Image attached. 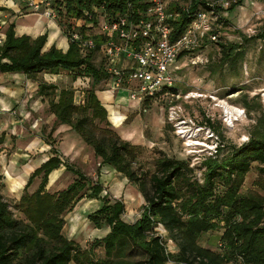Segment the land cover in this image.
I'll return each instance as SVG.
<instances>
[{"label":"trees","instance_id":"16d2710c","mask_svg":"<svg viewBox=\"0 0 264 264\" xmlns=\"http://www.w3.org/2000/svg\"><path fill=\"white\" fill-rule=\"evenodd\" d=\"M102 1L66 0L64 20L57 21L58 25L66 23L68 17H81L83 8H90L92 2ZM137 1L105 0L104 6L113 15L122 12L128 2L137 5ZM243 1L231 0L227 11H232ZM196 8L197 5L192 4L188 12L176 3L171 4V9L179 12L173 21V40L185 32L191 20L189 14ZM6 10V7L0 6V11ZM219 21L223 24L228 22L225 17ZM14 28V21H11L5 29V39L0 45V72L22 73L26 78L35 79L41 72L58 74L64 70L75 78H91L92 87L87 90L82 105L75 104L74 90L69 88L60 89L56 100L50 99L49 111L55 116L54 123L69 125L93 148L95 156L101 159L100 165L113 167L137 185L144 204L134 222L123 220V200L110 201L107 194L100 196L103 187L99 180L92 181L72 163L63 160L52 141H45L50 146L51 155L31 172L24 193L15 205L23 219L12 215L8 203L0 195V264H236L237 261L239 264H264V223L260 225L264 204L255 196L240 193L244 177L253 162L259 164L258 170L264 174L263 110L247 141L233 146L230 153L220 160L208 157L202 162L205 169L201 183L188 174L191 171L189 162L165 156L157 159V171L151 175L148 187L132 166L139 146L122 140L109 128H104L98 137L88 127L91 119L105 121L109 125L107 110L94 89L101 80L108 78L102 62L97 65L93 61L104 38L94 36L97 46L86 54L71 41L66 51L54 45L43 51L46 33L35 38L25 34L17 36ZM64 32L69 38L68 32ZM260 36L264 37V31ZM244 40L249 39L244 36ZM216 44L219 46L220 65L227 64L237 71L236 65L245 55L243 44L220 41ZM185 54L180 53L178 58ZM173 75L176 79V71ZM56 89L53 83L40 82L37 94L52 97ZM176 89L171 87L173 91ZM260 106L257 102L255 108L260 109ZM206 121L213 127L208 118ZM4 137L1 133L0 145ZM60 166H64L75 178L64 189L50 193L45 189L49 174ZM35 178L40 180L37 189L27 193L26 189ZM218 184L225 188L222 194L215 191ZM83 197L101 200V206L89 213L87 218L96 228H109L105 236L95 239L88 249H82L62 233L64 213ZM212 215H223L227 224L222 234L226 245L224 256L198 243L202 233L214 228ZM233 216L240 217V220H233ZM160 227L167 240L175 244L176 252L167 249L166 239L158 232ZM137 248L140 252L135 250ZM98 250L104 252V258L97 255ZM136 251L141 258H132Z\"/></svg>","mask_w":264,"mask_h":264},{"label":"rangeland","instance_id":"374dc122","mask_svg":"<svg viewBox=\"0 0 264 264\" xmlns=\"http://www.w3.org/2000/svg\"><path fill=\"white\" fill-rule=\"evenodd\" d=\"M59 11L61 13L56 21H63L62 7ZM37 14L42 15L41 11ZM223 17L227 19V24L218 20L212 26L214 40L208 37L199 38V41L176 61L178 89L174 93L137 103L129 100L125 91L112 93L109 78L94 86L98 97L109 96L115 114L110 108L107 110L109 125L105 121L91 119L88 127L98 137L104 128H109L122 140L139 146L132 166L143 177L148 187L151 175L157 171V159L165 156L189 162L191 171L188 174L201 183L205 169L202 162L208 157L220 160L230 153L233 146L247 141L257 117L261 110L264 111V37L260 36L264 31V0H244L232 11H225ZM31 20L33 17L28 18V21ZM7 21L9 24L8 18ZM244 36L249 40L245 41ZM216 41L243 44L245 55L243 60L237 63V71L229 68L227 64L220 65V52ZM197 56L200 59L195 62ZM93 61L97 65L102 62L98 52ZM55 82L57 89L52 97H39L33 91L24 100L22 109L15 110L19 106L17 104L6 112V115L0 114V133L5 135V145L1 151H4L6 162L5 167L4 162L0 165L2 200L8 203L14 217L23 219L15 205L24 193L27 181L24 177L29 176L37 165L50 156L49 149L43 150L41 144L52 141L63 160L71 162L92 181L99 180L103 187L100 196L107 194L110 201L122 199L125 205L122 219L134 222L140 216L141 206L144 204L137 185L129 182L113 167L100 165L101 159L95 156L93 148L69 125H56L55 117L49 111L50 99L56 100L62 88L73 89L75 103L82 105L87 90L92 87V79L75 78L72 73L63 71L61 76L55 78ZM199 95L200 97H196ZM100 101L102 102V99ZM257 102L261 104L260 109L255 108ZM102 104L106 108V105ZM170 105H174V108L169 110ZM232 109L239 110L240 114L237 115ZM170 114L174 115L173 120ZM114 116L122 117L118 124L114 123ZM207 118L214 128L207 123ZM12 163L16 169H6L7 166L11 167ZM258 166V163H252L244 177L240 193L255 196L264 204V174L258 170ZM74 178L73 174L61 166L49 175L45 189L50 193L57 192L64 189ZM17 180H23V185L15 186L14 182ZM39 181V178H35L26 192H34ZM215 191L222 194L225 188L218 184ZM101 204L100 199L86 197L76 202L63 215V235L75 241L82 249H88L95 239L105 236L109 228H96L87 218L88 214ZM233 220H240V217L233 216ZM211 223L214 228L202 233L198 243L224 256L226 245L222 234L227 224L223 215H214ZM263 223L264 217L260 225ZM158 232L166 239L167 249L172 253L176 252L175 244L167 240L161 227ZM138 251L133 252V259L141 258ZM96 253L100 258L105 257L102 250Z\"/></svg>","mask_w":264,"mask_h":264},{"label":"built area","instance_id":"2783aa9c","mask_svg":"<svg viewBox=\"0 0 264 264\" xmlns=\"http://www.w3.org/2000/svg\"><path fill=\"white\" fill-rule=\"evenodd\" d=\"M17 1L22 2L28 12L41 11L43 16L53 20L58 19L62 7L65 16L66 0ZM172 3L188 12L192 4L197 5L189 14L191 20L185 32L176 40L172 39L173 21L179 12L171 9ZM230 4L231 0H138L137 5L128 2L122 12L110 15L103 0L83 8L79 18L68 17L60 27L62 32H68V40L85 54L97 46L94 36L103 37L97 52L112 83V93L122 90L129 100L143 103L174 93L171 87H176L173 73L179 54L187 53L199 38L214 40L212 26L223 18ZM1 14L0 45L8 25L7 16ZM199 59L197 56L195 62ZM171 108L174 105H170L169 110ZM171 118L173 120L174 115Z\"/></svg>","mask_w":264,"mask_h":264},{"label":"crops","instance_id":"0c3cea01","mask_svg":"<svg viewBox=\"0 0 264 264\" xmlns=\"http://www.w3.org/2000/svg\"><path fill=\"white\" fill-rule=\"evenodd\" d=\"M0 6L7 8L6 11H0V13L5 14L7 16L9 23L11 21H14V24H15L14 30H15V34L17 36L25 34V35L30 36L31 38H35V37H37L43 33H46L47 38H46V43L42 49L43 51L48 50L52 45H54L58 49H61L62 51L67 50V48L69 46V40H68L67 36H65L63 34V32H62V30H61V28L58 25L56 20L47 18V17L40 15V14H37V13L28 12L24 8V5L21 4L17 0H0ZM24 16L26 18H24ZM30 17H33V20L28 21V18H30ZM18 18L20 19L19 22H17ZM63 71L64 70L60 71L58 74H49V73L41 72V73L37 74L35 79L26 78L25 75L22 73L0 72V114L6 115V112L13 109L17 104H19V106L15 110L22 109L24 100L29 96V94H31L33 91H35L37 93V89H38V85H39L40 81L41 82H47V83H53V84L57 85V83L55 82V78L59 77V75L61 76ZM39 97H43V96H39ZM97 97H98V95H97ZM99 98L102 99L101 103H104V105H106L107 109L106 108L105 109L109 111V109L111 108V111H113V113H114V110H112L113 105L110 102L111 99L109 98V96H102V98L99 96L98 99ZM39 102L41 103V99H39ZM14 111H12V112H14ZM107 116H108V114H107ZM114 117H115L114 118L115 124H118L120 122L119 120L122 119V117H120V118L119 117L117 118L116 116H114ZM62 125H65V124H62ZM4 142H5V137H4L3 143L0 146V165H1V163L4 162L3 167H5V164H6L5 156H4L5 154H3L4 151L3 150L1 151L2 146L5 145ZM41 145H43V150H45V151L50 149V146H48V144L45 142L42 143ZM59 153H60V151H59ZM44 161H42V162H44ZM13 164L14 163L10 164L11 167L7 166L6 169H13L14 168V170H15L16 168L13 166ZM39 165H37L36 167H38ZM59 168L53 170L51 173L56 172ZM27 177H29V176L26 175L24 177V179H28ZM23 180L15 181L14 182L15 186L23 185Z\"/></svg>","mask_w":264,"mask_h":264},{"label":"bare ground","instance_id":"6f19581e","mask_svg":"<svg viewBox=\"0 0 264 264\" xmlns=\"http://www.w3.org/2000/svg\"><path fill=\"white\" fill-rule=\"evenodd\" d=\"M228 109H229V108H228ZM232 110H233V112L236 113L237 115L240 114L238 109H237L238 111H235L236 109H232ZM227 111H230V110H227ZM226 114H227V113H226Z\"/></svg>","mask_w":264,"mask_h":264}]
</instances>
